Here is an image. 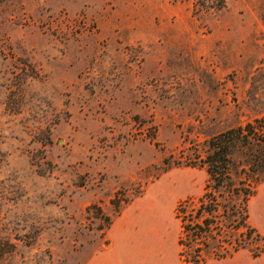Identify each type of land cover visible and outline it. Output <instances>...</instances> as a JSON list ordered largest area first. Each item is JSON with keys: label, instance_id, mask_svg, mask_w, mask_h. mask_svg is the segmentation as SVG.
Returning a JSON list of instances; mask_svg holds the SVG:
<instances>
[{"label": "rangeland", "instance_id": "rangeland-1", "mask_svg": "<svg viewBox=\"0 0 264 264\" xmlns=\"http://www.w3.org/2000/svg\"><path fill=\"white\" fill-rule=\"evenodd\" d=\"M262 117L264 0H0V264H179L205 142Z\"/></svg>", "mask_w": 264, "mask_h": 264}, {"label": "trees", "instance_id": "trees-1", "mask_svg": "<svg viewBox=\"0 0 264 264\" xmlns=\"http://www.w3.org/2000/svg\"><path fill=\"white\" fill-rule=\"evenodd\" d=\"M199 166L208 176L203 195L176 209L179 264L222 262L243 252L261 258L264 236L251 224L249 206L264 185V117L207 140ZM128 203L112 201L118 212ZM105 222L109 228L111 219ZM14 251L0 235V263Z\"/></svg>", "mask_w": 264, "mask_h": 264}, {"label": "crops", "instance_id": "crops-1", "mask_svg": "<svg viewBox=\"0 0 264 264\" xmlns=\"http://www.w3.org/2000/svg\"><path fill=\"white\" fill-rule=\"evenodd\" d=\"M243 253H245V252H243ZM241 254V253H240ZM231 260H233V259H231ZM226 261H228V260H226Z\"/></svg>", "mask_w": 264, "mask_h": 264}]
</instances>
